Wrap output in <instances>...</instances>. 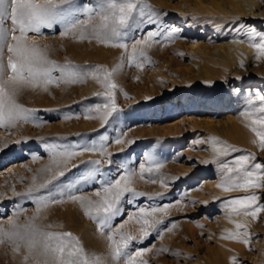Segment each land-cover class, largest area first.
I'll return each mask as SVG.
<instances>
[{
  "label": "rangeland",
  "instance_id": "rangeland-1",
  "mask_svg": "<svg viewBox=\"0 0 264 264\" xmlns=\"http://www.w3.org/2000/svg\"><path fill=\"white\" fill-rule=\"evenodd\" d=\"M212 1L145 0V3L150 5L155 12L166 14L161 15L160 20L166 28H176L178 38L171 43H154L147 48L145 51L151 63H145L142 70L125 65L115 75L114 82L118 85L116 102L122 111L110 121L107 129H101L109 135L110 139L118 133L126 132L125 139L136 141L130 147L114 144L109 147L110 152L117 153L112 158L113 174L121 162L138 171L139 164L144 162V157L151 154L158 162L164 164V167L159 170L160 174L166 177L181 178L169 189L163 201L139 198L131 205L124 204L122 218L135 212L139 207H147L153 203L173 202L180 198L184 200L186 207L177 205L170 209L165 217L166 225L171 222L176 225L172 232H168L165 228L163 239L153 234L143 244L134 243L131 246L130 251L153 247L154 250L144 257L149 264H191L198 259L205 260L207 255L208 260L218 264L215 258L218 256L219 244L228 246L234 244V247L243 245L242 253L236 258L239 264H264V248L261 250L264 246L262 236L264 213H261L256 221L247 217L249 222L252 221V225H259L258 229H250L252 231L249 232L250 243L247 247L242 243L220 238L223 235L220 229V213L225 209L224 201L243 197L249 193L232 191L218 195L220 189L216 185L221 181V173L216 164L202 163V161L212 159L210 144L196 142L215 137L237 148L231 137L218 130L217 126L211 129L206 123L223 122L228 116H233L231 108L235 105L238 104L237 107L241 104L245 105L248 99L264 95V74L256 72L259 67L264 73V59L260 60L258 66L249 60L243 62V68L233 65L228 70L216 69L222 75L218 82L205 78L202 68L205 64L214 63L212 53L207 54V51L214 46L226 44L232 39L240 38L242 41L245 38V32L249 29L264 34V18L259 21L258 19H247L243 21L244 24L242 23L246 27L238 31L236 28L232 29L234 24L231 17L214 8ZM77 2L95 7L98 0H77ZM262 5V10H264V1ZM227 11H230L229 7ZM80 18L84 19L83 16ZM59 30V26L51 30L44 29L42 30L44 38L37 40L41 45H49V58L57 63L63 64L68 61L81 69L94 66L111 69L119 62L120 49L104 47L94 40L91 43L87 40L79 42L71 35L61 38ZM148 30H155V25L142 23L133 35L139 38ZM158 39L162 41V37ZM53 75L58 76L59 73ZM236 77H241V79H236ZM121 90L127 93L130 99H126L121 94ZM102 91L99 84L88 79L84 83L50 86L48 92L40 89L25 90L19 96V102L26 107L37 109L36 117L46 123L42 127H35L31 123H21L11 130V135L0 129L2 139L27 138L28 140L26 144L11 147L0 154V194H3L0 203L6 206L0 207V223H3L5 227L8 226L7 219L12 215L15 207L19 206L25 210L24 215L17 221L19 224H23L26 217L34 212L35 205L23 195L13 196L11 188L14 187L16 192L23 193L30 186L32 176L48 163L44 143L70 146L82 143L89 135L93 137L97 135L94 130L100 128L98 120H85L82 116L80 119L65 120L63 117L73 113L80 115L85 107L101 103V99L95 97L94 94ZM146 96L153 97V99L146 102L144 99ZM121 147H125V151L121 152ZM240 150L224 159L231 160L239 155L248 154L245 148H240ZM33 155H38L41 159L33 162ZM99 158V156L89 154L76 157L69 164V168L71 164H79L80 167L71 168V171L61 178V181L68 183L83 171L86 165L80 163L82 160ZM256 162L264 164V159L256 160ZM192 164H195V167H192ZM108 167L104 165L103 170L107 171ZM169 183H172L171 180ZM134 186L137 191L147 193L164 191L159 184L145 183L139 177L136 178ZM82 191L90 195L92 189L86 186ZM253 191L260 197V202L264 203V194H262L264 189ZM190 201L196 203L193 205ZM71 212L78 216L79 220L84 221L83 223L91 231L86 234L85 232L83 234V231L80 233V227L83 226L80 223L82 221L78 220L75 226L71 224L68 221ZM43 216L46 218L38 223L55 225L56 227L50 229L52 231L73 233L81 240L85 250L87 247L84 243H103L101 251L97 248L95 250L88 248V251L86 250L88 253L107 254L106 237L97 233L95 224L84 217L78 204L66 202L54 206ZM122 218L114 221V225L119 224ZM137 229L138 225L132 221L125 225L123 231L136 233ZM85 236L89 237L88 242L84 240ZM160 247L168 248L169 252L157 255L155 249ZM172 252H178L180 255L173 257ZM11 257L13 258L11 248L0 245V264H13L18 261V264H21L22 256H16V261H13Z\"/></svg>",
  "mask_w": 264,
  "mask_h": 264
},
{
  "label": "snow or ice",
  "instance_id": "snow-or-ice-1",
  "mask_svg": "<svg viewBox=\"0 0 264 264\" xmlns=\"http://www.w3.org/2000/svg\"><path fill=\"white\" fill-rule=\"evenodd\" d=\"M161 15L166 14L155 12L145 0H98L95 7L79 4L77 0H0V129L11 135V130L21 123H31L35 127H42L46 123L36 117L37 109L19 102L18 98L25 90L40 89L48 92L50 86L84 83L88 79L95 81L103 89L94 94L101 99V103L85 107L80 115L73 113L63 117L65 120L80 119L81 116L85 120H98L100 128L94 130L97 135H89L82 143L70 146L45 142L43 147L48 163L37 170V174L31 178L30 186L23 193L11 188L13 196L23 195L35 205L33 214L26 217L23 224L17 222L25 212L19 206L8 217L7 227L0 223V245L10 247L13 257L22 256L21 264H149L144 257L154 250L153 247L130 251L131 246L134 243L143 244L153 234L163 239L165 228L168 232L175 229L174 222L165 224V217L177 205L186 207L182 198L139 207L122 218L125 203L131 205L139 198L163 201L169 189L181 178L160 174L159 170L164 164L151 154L144 157L138 171L121 162L113 174L112 158L117 153L110 152L109 147L112 144L130 147L136 141L125 139L126 132L118 133L110 139L106 132L101 131L107 129L110 121L122 111L116 102L118 85L114 82L115 75L125 65L142 70L145 63H151L145 51L147 48L154 43L167 44L178 38L177 29L166 28L160 20ZM142 23L155 25V30H148L146 34L136 38L133 33ZM55 26H59L61 38L71 35L79 42L87 40L91 43L94 40L104 47L120 49L119 62L111 69L103 66L81 69L68 61L57 63L49 58V45L37 42L38 38H44L42 30H51ZM245 27L240 25L241 30ZM245 35L249 47L255 51L256 60L264 59V34L249 29ZM161 37L162 41L158 39ZM240 66L244 67L243 62ZM54 73L59 75H53ZM121 94L130 99L122 90ZM144 99L147 102L153 97L146 96ZM247 105L242 116L249 121L246 127L255 136L252 143L259 151L264 152V95L248 99ZM27 142V138H0V154ZM196 142L210 144L212 159L202 163L217 165L221 173L217 188L225 193H249L224 201L229 222H232L233 214L250 217L252 221L258 220L261 213H264V203L260 202V197L253 190L264 189V164L257 163V158L252 153L242 154L231 160L224 159L241 150L215 137ZM120 151H125V147H121ZM85 154L100 158L82 160L80 163L86 165L85 169L68 183H63L61 178L71 168L80 167L79 164H71L69 168V164L76 157ZM40 159L38 155L32 156L33 162ZM104 165L109 166L107 171L103 170ZM191 166L195 167V164ZM137 177L145 183L159 184L164 191H137L134 186ZM86 186L92 189L90 195L82 191ZM2 198L3 194H0V200ZM66 202L78 204L84 217L95 224L97 233L106 237V255L86 252L81 240L69 231H52L50 229L55 225L38 223L46 218L44 213ZM190 203L194 205L196 202ZM0 207L6 206L0 203ZM118 218H122L120 223L114 225ZM132 221L138 225L137 232L123 231L125 225ZM234 227L235 231L227 232L220 238L242 243L247 247L250 233L246 224L235 222ZM155 252L159 255L168 253L169 249L160 247ZM171 255L178 257L180 253L172 252ZM229 264H239V261L232 257Z\"/></svg>",
  "mask_w": 264,
  "mask_h": 264
},
{
  "label": "bare ground",
  "instance_id": "bare-ground-1",
  "mask_svg": "<svg viewBox=\"0 0 264 264\" xmlns=\"http://www.w3.org/2000/svg\"><path fill=\"white\" fill-rule=\"evenodd\" d=\"M263 1L264 0H219V1L213 0L212 4H213L214 8H216L218 11H221V13L227 14L231 17L232 22L234 24L232 29L236 28V29H238V31H240L241 30L240 25L243 23V21H246L247 19H251V18L254 20L258 19L257 21H259L261 19L263 20V18H264V10H262V8H263L262 2ZM228 7H229L230 11H227ZM236 33H237V31H236ZM216 36H218V35H216ZM237 37H239V35ZM246 41H247V36L245 35V38L242 41L240 40V38L232 39L226 44H223V43L219 44V45L211 48L209 51H207V54H209L210 52L212 53L214 63L213 64L208 63V64H205V66L202 65L204 77L213 81V82H218L221 79L222 75L217 70H225V69L228 70L230 66H233V65L235 67L240 66L241 62H246L249 60L253 61V63L257 64V66H258V63H260L261 61L256 60V54H255L254 49L249 47V45ZM192 47H194V44H192ZM256 72L261 74V75L264 74L263 71L259 67L256 69ZM245 82H249V81H245ZM231 105L233 106V102H231ZM237 105H235L234 107L231 108V110L233 111L232 117L228 116V118L226 120H224L223 122H216L215 124L214 123H206V125H208L211 129H213L215 126H217L218 130L224 132L225 135L231 137L234 140V143H236V145H237L236 147L238 149L245 148V150L248 151V153H252L255 156H259V157H257V160H263L264 158H262V157L264 156V152L259 151L257 146L252 143V140L255 139V136L249 130V128L246 127V125L249 123V121L245 120V118L242 116V113L247 110L248 105H247V103H245V105L241 104L238 107H237ZM218 193H219L218 195H222V194L224 195L225 194V192H222L221 190ZM262 194H264V191L262 192ZM220 214H221L220 229L222 230L221 233L223 235H226L227 232L235 231V227H234L235 222L245 223L248 232L252 231V230L250 231V229H258V226H259L258 224L252 225L251 224L252 221L249 222L248 218H245L242 215L233 214L231 216L232 222H229V219L226 216L225 209H223ZM78 220H79L78 216L72 214V212L69 214L68 221L71 224H73L75 226V223H77ZM79 221H82V220H79ZM83 222L84 221L80 222L83 225L80 227V231H81L80 233H82V231H83V234H84V232L86 234L87 232H90L91 230H89L87 228V225H85ZM262 236L264 239V233L263 232H262ZM88 238L89 237L85 236L84 240L86 242H88L87 241ZM233 245L228 246L226 244H219V251L217 249V251H218L217 255L218 256H216V258H215V261L218 264H229L230 259L232 257L237 258L242 253V246L243 245L242 246H236V247H234ZM84 246H86L87 249L88 248H94V250H95L97 248L98 251H101V248L103 247V243H84ZM263 248H264V246H262L261 250H263ZM232 251H235V252H232ZM100 255H103V254H100ZM207 256H206L205 260L204 259H198L191 264H216L214 261L211 262L210 260H208ZM261 256H262V254H261ZM15 257H13V258L11 257L13 261H16ZM18 262L17 263L13 262V264H18Z\"/></svg>",
  "mask_w": 264,
  "mask_h": 264
}]
</instances>
